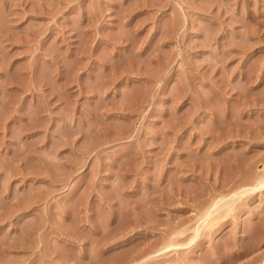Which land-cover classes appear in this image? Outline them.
I'll use <instances>...</instances> for the list:
<instances>
[{"label": "rangeland", "instance_id": "1", "mask_svg": "<svg viewBox=\"0 0 264 264\" xmlns=\"http://www.w3.org/2000/svg\"><path fill=\"white\" fill-rule=\"evenodd\" d=\"M262 180L264 0H0V264H264Z\"/></svg>", "mask_w": 264, "mask_h": 264}, {"label": "bare ground", "instance_id": "2", "mask_svg": "<svg viewBox=\"0 0 264 264\" xmlns=\"http://www.w3.org/2000/svg\"><path fill=\"white\" fill-rule=\"evenodd\" d=\"M260 179H262V178H260ZM260 179H259V180H260ZM262 181H264V180H262ZM263 183H264V182H263ZM259 185H261V184H259ZM166 247L168 248V247H170V246L168 245V246H166Z\"/></svg>", "mask_w": 264, "mask_h": 264}]
</instances>
